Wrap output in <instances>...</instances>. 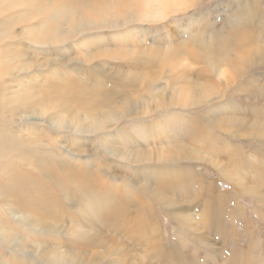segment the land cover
I'll list each match as a JSON object with an SVG mask.
<instances>
[{"label":"rangeland","instance_id":"obj_1","mask_svg":"<svg viewBox=\"0 0 264 264\" xmlns=\"http://www.w3.org/2000/svg\"><path fill=\"white\" fill-rule=\"evenodd\" d=\"M146 1L143 9L136 10L135 0H109L106 4L112 16L108 21L121 26L96 30L103 15L85 14L94 18H87L90 23L82 28H88L87 34L66 27L65 39L46 44L36 29L49 28L45 21L52 19L49 13L53 10L48 5L41 14L38 7L63 0H0V29L5 33L0 39L4 59L1 82L7 97H20L18 107L0 101V114L10 118L0 123V131L37 140L43 156L29 154L31 158H41L54 167L59 161L64 165L62 171L42 173L23 165L22 151L7 157L14 161L17 156L15 162L0 161V167L13 169L8 173L12 176L0 172V187L12 188L13 178L20 174V179H28L25 184L30 201L35 186L39 187L55 198L51 210L62 215V219H56L30 205L20 209L18 213L30 216L29 224L19 230L26 248L0 239V264H30L26 252L33 256L28 247L37 244L94 264H109L115 252H124L121 264H144L140 260L153 255L156 246L162 256L177 253L186 264H228L238 246L246 255L252 250V241L264 243L261 220L250 221L252 236L242 224L231 227L237 241L242 235L234 249L221 232L210 228V205L219 196L216 184L221 194L230 193L226 199L232 201L230 177L237 179L235 183L241 190L244 186L254 187L258 172L264 170V0ZM130 11L133 20L124 22ZM58 88L70 93L69 108L61 118H55L52 103L44 99L46 92L54 93ZM149 89L158 93L148 95ZM172 89L181 90L187 100L176 97L177 107L170 112ZM101 109L114 115L101 129L78 131L71 123L76 121L73 116L99 117ZM60 119L65 120L63 124L58 122ZM207 120L214 142L194 147V160H182L174 166L163 161L158 164L168 168L159 169L154 163L138 161V154L148 145L141 137L145 128L159 134L152 144L158 153L159 146L165 145L161 143L170 136H185L191 121L193 127L204 128ZM163 147L170 148L169 144ZM236 167L242 179L221 170ZM85 174L91 178L85 183L99 181L103 190L98 195L80 193L82 184L76 177ZM50 178L59 188H66L62 196L56 198ZM167 178L190 184L183 196H177L180 201L175 205L189 209L179 218L170 212L169 207L174 205L168 200L167 204L150 203L143 216L146 220L149 215L153 226V244L139 245L123 229L102 224L107 215L114 213V197L125 194L128 184L157 187ZM135 197L146 199L138 192ZM238 203L249 211L257 206L247 194ZM230 205L225 214L233 223L238 222L240 215ZM12 206L14 201L0 198V232L12 231L15 228H1H9L20 219L9 214ZM79 211L84 216L80 217ZM102 211L103 216L96 214ZM251 216L248 214L247 219ZM35 217L45 222L44 234L33 232ZM139 232L144 233L142 229ZM34 234H38V241L33 239ZM33 241L37 243L32 245ZM89 241L94 243L86 246Z\"/></svg>","mask_w":264,"mask_h":264},{"label":"bare ground","instance_id":"obj_2","mask_svg":"<svg viewBox=\"0 0 264 264\" xmlns=\"http://www.w3.org/2000/svg\"><path fill=\"white\" fill-rule=\"evenodd\" d=\"M2 1H8V2H15L17 0H2ZM35 1V0H34ZM87 0H63L62 3H48L43 6L38 7L39 12L45 13L46 7L48 5H51L49 9H52L53 11L50 14V17L52 18L50 21H45L46 25L49 27L47 29H36L37 34H40L39 36L41 39L45 40L46 44H49L51 40L56 41H62L65 39L68 35V33L64 30L66 27H69L73 29L74 32H78L81 34H87L88 28H85L89 25V21L87 18L94 19L92 17H87L85 14L93 15L94 17H100L103 15L102 18H99V23L96 25V30H102L104 27H110V28H116L121 26L119 22H109L108 19L112 15L109 12V9L107 7V2L109 0H94L91 3L83 4ZM145 3H147L146 0H135L134 6L136 10L143 9L145 7ZM36 4V2H35ZM106 4V5H105ZM37 5V4H36ZM68 5V6H66ZM133 12H128L127 18L124 19V22H131L133 20ZM95 21V20H94ZM52 22V24H50ZM69 23L70 26H65V23ZM97 22V21H96ZM3 27V25H2ZM29 37L30 35L27 34ZM5 37L4 30L0 29V39ZM4 67V59L0 55V101L3 103H7L13 107H18V101L20 100V97H7L4 93L5 87L4 84L1 82V71ZM17 83L19 85H23L19 80H17ZM25 87L29 88L32 92L34 91L33 88L26 85ZM158 91L149 89L148 95H155ZM69 92H61L59 88L56 92L53 93V91H48L44 94V99L48 100L49 103H52L51 108L52 110H55V118H61L64 116V112L69 108L70 105V99H69ZM93 96V94H92ZM176 97H183V100L187 95L183 94L181 90H173L171 91V96L169 97L170 106L168 111H173L175 107H177V101ZM235 101V100H234ZM174 105V106H171ZM159 106H165L164 103H159ZM231 108V105H229ZM17 108L16 110H18ZM234 109V108H232ZM231 109V110H232ZM103 109L99 110L101 111V114L99 117L97 115L91 114L89 118H79L76 116H73V119L76 121L71 122L74 124L75 129L79 131V129H87V130H96L101 129L102 124L107 122L108 120H112L114 116L111 113H107L102 111ZM263 112V111H262ZM237 114H239L237 112ZM264 114V112H263ZM192 119V118H191ZM9 117H5V113L0 114V123L9 121ZM83 120H89V122L86 124L83 122ZM64 119H60L59 123H64ZM154 123V122H153ZM190 128L187 129V134L185 136L176 135V136H170V138L167 139L166 142L161 143L170 146L168 149H164L161 145L160 151L157 153L154 150V140L157 138L159 134L157 132H148L150 128H145V133L141 136L142 138H145V142L148 144L147 146H144L142 149V152L138 154V161L141 163H154L155 168H168L166 166H163L162 164L166 162L169 166H174L176 163L182 160H194V156L197 155V151L194 149V147L198 146L199 144H206V145H212L214 142L213 137L211 135V122L210 120H207V123L205 124L204 128L202 127H193V122L191 121ZM241 123H244V121H241ZM146 126V125H145ZM149 126V125H148ZM152 127V126H151ZM148 135V136H147ZM144 140V139H143ZM152 141V142H151ZM148 148V149H146ZM211 148V147H210ZM201 150V149H200ZM22 151V158H23V165L28 167H34L39 169L42 173L49 172L53 173L56 171H62L64 168V165L62 162H57L56 166H52L51 163H44V161L41 158L32 157L29 154L32 155H42L41 153V147L37 140H34L32 138H27L20 135H14L8 130H2L0 131V161L4 159L7 163L15 162L17 159V156H15L14 161H11L7 159V157L11 155L17 154V152ZM161 152V153H160ZM160 153V154H159ZM155 154V158H153ZM117 156L120 154L116 153ZM43 156V155H42ZM165 163V165H166ZM175 169V168H173ZM168 173H171V168H169ZM178 171V169H176ZM222 173H227L228 176L234 175L239 176L242 179L243 174L241 173L240 169L238 167L233 168V170L230 169H221ZM13 171L12 168L7 167H0V172L7 174L6 176H12L11 173ZM158 172V171H156ZM221 173V172H220ZM221 173V174H222ZM175 174V173H174ZM86 175V176H85ZM85 175H79L76 178L81 182L82 188H79V191L82 195L86 196L90 194L91 196H96L100 193L101 185L95 181V184L92 183H85L90 182L91 178L88 177V174ZM226 175V174H225ZM226 175V176H227ZM22 178L25 176L21 175ZM165 178V177H164ZM231 178V182L233 185L232 189V195L233 199L232 201L230 199H226L230 193L225 192V194H221L219 192L218 186L216 184L217 192L219 196H215L213 199V203L210 205V209H212L213 214L210 216L212 218V224L210 225L211 230L216 229V231L226 237V242L228 245L233 247V249L236 247L235 245L240 242L242 235L238 237V241L236 238L235 231L231 227H236L238 224H242V227L246 232H248L250 235V227L252 226V222L256 220H261L264 225V170H260L256 176V181L254 182V187L250 186H244L241 190H239L241 187H237L235 182H238L237 179ZM27 178L20 179V174L13 178L12 180V188H8L7 185L0 187V198H8L9 201H14V206L8 209L9 214H15L19 218V221L9 227V228H1V229H13L12 231L8 230H1L0 232V239H3V241L7 244H17L19 247L24 246L26 248L23 240L19 237V230H22L23 227L27 226L29 224L28 219H30V216L24 213H18L20 209H23L24 206L27 207L28 205L32 206L33 208H42L46 213L52 214L56 219H62V215L53 212L51 210V207H54L56 205V200L53 196L50 194H46L45 192H42V190L39 187L35 186L32 199L30 201L28 193L29 188L25 184ZM149 179V178H148ZM168 180V178H167ZM147 182V181H146ZM166 182V181H165ZM49 183L51 187L55 188L56 191V198L62 196L66 188L60 187L56 183V180L54 178L49 179ZM154 183V182H151ZM134 186L128 184L126 187V193L121 194L118 196H115L114 199L117 201V203L114 206V213L112 215H107L103 221L102 224L104 225H113L115 227H119L125 231V234L129 235L137 244L139 245H151L153 244L152 239V233H153V226L150 222L149 215H146V220H144L145 214L149 211V204L154 202H161L164 204H170V202L174 205V207H169L170 212L174 216H178L179 218L182 217L183 212L187 211L189 207H175V205L178 204L180 200H178L177 196H183L184 192L188 191L185 189L190 188V184H181L179 182H171L167 181L162 186L154 187L152 185L148 186L145 185L141 188L137 186V183H133ZM214 184V182H213ZM185 185V186H184ZM215 188V186H214ZM40 192V193H39ZM136 192L142 193L143 197L146 198L143 200L142 198H136ZM189 194V192L187 193ZM249 195L252 200L256 201V209L253 211H249L240 203H238V200L240 198H243L245 195ZM168 196V197H166ZM174 198V200H173ZM233 204L235 207L236 214L240 215L239 221L233 223L232 218L226 216L225 211H228V208ZM242 205V206H241ZM105 211L96 213L98 216H103ZM250 212V213H249ZM80 217L84 216L83 212H78ZM248 214H252V216L247 219ZM254 216V219H253ZM228 217V219H227ZM44 220V219H43ZM52 220V219H51ZM54 221V220H53ZM230 225V227H228ZM236 225V226H235ZM33 232H40L43 231V234L45 233L43 230L46 227V224L44 221L40 220L39 217H35L33 219V222L31 224ZM226 228H230V230L225 231ZM142 229L144 231L143 234H140L139 230ZM264 230V228L262 229ZM38 234H34L33 239L37 240ZM84 236V235H82ZM252 236V235H251ZM230 239V240H229ZM38 241V240H37ZM37 241H33L32 245H35ZM237 242V243H236ZM43 242L41 241L40 244ZM74 243V242H73ZM94 242L89 241V243H85L86 246L92 245ZM251 252L250 254H242L240 252V247L238 246L236 250H233L232 252V260L228 262V264H264V243L261 244L257 241H252L251 243ZM58 247V246H56ZM31 248L32 251H29L33 254L31 256L30 254H27L28 258L30 259L29 263L32 264L33 262H36L38 264H94V263H86L81 262L77 259V257L70 255L68 253H64L63 251H57L55 248H46L44 245L41 247H28ZM115 252V251H114ZM163 252H161L160 247L156 246L154 249L153 255H145L140 261L144 264H186L181 261V257L179 255L174 253H169L170 256L165 255L162 256ZM19 255V254H17ZM124 257V252H115V259L109 262V264H121ZM157 262V263H156Z\"/></svg>","mask_w":264,"mask_h":264}]
</instances>
